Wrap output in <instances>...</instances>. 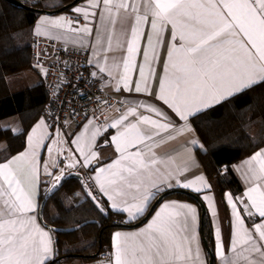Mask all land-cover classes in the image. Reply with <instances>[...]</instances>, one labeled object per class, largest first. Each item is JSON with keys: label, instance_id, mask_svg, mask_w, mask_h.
I'll return each mask as SVG.
<instances>
[{"label": "snow or ice", "instance_id": "snow-or-ice-1", "mask_svg": "<svg viewBox=\"0 0 264 264\" xmlns=\"http://www.w3.org/2000/svg\"><path fill=\"white\" fill-rule=\"evenodd\" d=\"M72 11L77 14L75 21L64 15L39 17L34 34L70 41L82 49L92 37L93 60L88 64L97 71L90 76L106 73L117 92L144 94L155 102L126 99L121 102L124 111L111 121L98 122L85 113L81 130L63 141L67 155L61 151V132H49L45 120L31 129L24 151L0 162V264H52L54 260V230L38 222L41 149L49 155L43 174L52 177L54 189L74 175L65 173V168L89 170L92 183L85 195L101 214L112 210L135 221L159 198L158 208L143 227L113 234L108 264H207L200 247L197 208L165 201L163 194L180 188L200 193L211 185L204 175L184 177L194 160L191 155L177 165L154 149L191 134L190 144L203 151L192 121L264 83V0H87ZM80 17L87 23L81 25ZM97 21L93 35L91 25ZM159 50L164 58L157 78ZM114 51L123 55L110 58L108 53ZM5 132L16 130L0 127V133ZM47 140L57 146V157L63 155L62 159L52 158L54 149L47 147ZM105 147L115 154L109 162L100 155ZM183 149L192 151L187 141ZM256 149L244 161L246 191L236 198L226 195L231 206L227 241L222 226L213 229V255L219 264H264V147L256 145ZM98 196L106 198L107 208ZM203 199L212 216H217L213 198Z\"/></svg>", "mask_w": 264, "mask_h": 264}, {"label": "trees", "instance_id": "trees-1", "mask_svg": "<svg viewBox=\"0 0 264 264\" xmlns=\"http://www.w3.org/2000/svg\"><path fill=\"white\" fill-rule=\"evenodd\" d=\"M23 1L38 8L57 9L73 0ZM53 4L58 6H50ZM40 14L0 0V120L18 114L22 121L21 131L0 133V141L6 144L0 149V162L24 148L26 135L42 115L47 102L43 82L15 90L11 87L9 78L24 73L33 66V25ZM192 123L205 147V150L198 151L203 169L220 203L225 204L224 193L227 190L235 194L242 191L232 165L256 151V145L264 146L261 143L264 140V83L255 85L229 102L206 110ZM48 186L41 192V200ZM198 195L201 196L199 193ZM172 196L194 202L201 211L197 200L183 194ZM44 216L47 222L61 228L98 220L73 232L56 233L57 260L53 264H84L96 260L111 248L113 232L119 228L112 226V223L115 220L125 221L121 213L111 210L110 216L106 217L97 211L76 178L68 180L51 197L45 206ZM204 230L214 252L213 226L209 215L205 219ZM99 250L100 254L95 258L67 256L72 253L92 255Z\"/></svg>", "mask_w": 264, "mask_h": 264}, {"label": "built area", "instance_id": "built-area-1", "mask_svg": "<svg viewBox=\"0 0 264 264\" xmlns=\"http://www.w3.org/2000/svg\"><path fill=\"white\" fill-rule=\"evenodd\" d=\"M90 60L89 49L33 37L32 65L36 70L44 68L47 72L46 76L41 75L47 92L42 116L52 128L59 127L68 132L85 122V113L103 122L124 111L121 102L125 100L111 88L108 82L111 78L101 73L97 77L90 76V72L97 71L88 64ZM101 76L106 79H100ZM85 174L88 178V172ZM109 254H103L104 260H109Z\"/></svg>", "mask_w": 264, "mask_h": 264}, {"label": "crops", "instance_id": "crops-1", "mask_svg": "<svg viewBox=\"0 0 264 264\" xmlns=\"http://www.w3.org/2000/svg\"><path fill=\"white\" fill-rule=\"evenodd\" d=\"M26 1H30V2H33V1H36V0H26ZM87 3V0H82L79 4H77L76 6H82V5H85ZM75 7V6H74ZM73 7V8H74ZM72 8V9H73ZM69 10V11H64V12H59V13H53V14H50V13H41L39 15V17H42L44 15H48L52 18H56L60 15H64L65 17H68V18H71L73 21L76 20L77 18V14H75L73 11ZM98 14H99V10H97ZM38 17V18H39ZM38 20V19H37ZM37 22V21H36ZM87 21H85L83 19V17H80V24L81 25H84L86 24ZM92 29H93V35H95L96 31H97V28L99 27V23L98 21L93 23L92 25ZM116 29H117V33L119 32V29H120V25L119 23L116 25ZM146 35H147V30H145V38H146ZM33 36H37L34 34L33 32ZM40 37H44V38H49L47 36H40ZM50 39V38H49ZM54 40V39H53ZM59 42H62V43H65L67 45H74V46H78L80 47L78 44H73L72 42H65L64 40H57ZM167 42H168V35L165 34V37H164V49L167 48ZM114 43H115V38H114ZM94 44V40L92 37H89L88 38V46L86 47V49H89L90 51V55H91V60H93V56H92V45ZM141 49L143 50V43L141 45ZM159 54V64L156 68V74H157V78L159 77V74L160 72L162 71V66H163V58H164V53H163V50H159L158 52ZM123 55L122 52L120 51H114V52H109L108 53V56L111 58L112 56H116V57H119ZM109 63H111V60L109 61ZM140 63V59L138 58L137 60V64L139 65ZM27 72V71H26ZM40 74V73H39ZM106 74V73H105ZM24 77H21L20 79H22L21 83H23V78H25L27 81L29 80V77H31L30 75H23ZM41 78V79H40ZM40 78L38 79V81H34L33 77L30 78V81H31V86H23V87H19V88H14L15 90H20V89H24V88H29V87H33L37 84H39L40 82H43V79L40 75ZM133 81H135L136 79V76L133 75L132 77ZM18 84V82H17ZM111 88L121 97H123L124 100H139L140 102L142 103H148V102H155L152 100L151 97H147L145 96L144 94H137V93H129V92H126V91H121V92H117L115 90V85L114 83H111ZM153 91H155V89L153 88ZM158 103V102H156ZM143 112V110H141ZM121 114V113H120ZM120 114H117V115H114L109 121H111L112 119L114 118H117ZM144 114H147L146 112ZM45 120V118L41 115L37 120L36 122H34V124L31 126V128L29 129L28 133L27 134H30L31 132V129L41 120ZM14 123H12V122ZM21 122V123H20ZM46 124L47 121L45 120ZM86 122V121H85ZM84 122V123H85ZM82 123L81 125H79L78 127H76L75 129H72L68 132H64L61 128L59 127H50L48 129L49 132H55V131H60L61 132V137H60V146H61V151L63 153V155H67V152L64 151V149H66L68 147L67 144H64L63 141L64 140H67L69 137H68V134H71V133H77L81 130V126L84 124ZM21 124V125H20ZM49 125V124H48ZM193 125V123H192ZM0 126L1 127H11L13 129H17V127L21 126L22 128V121H21V116L20 115H13V116H9V117H6L4 119H1L0 120ZM194 127V125H193ZM195 128V127H194ZM21 131V130H19ZM19 131H16V132H19ZM109 131H114V130H109ZM56 137H52V139H55ZM192 135L191 134H186V135H181V136H178L177 138L171 140V141H165L163 142L162 144L158 145L155 147V152L158 156L160 157H163V158H168L169 156L172 157L175 161V163L177 165H182L184 161L186 160H189L190 158V155L192 157H194V160L192 161V166L190 168V170L186 173H184V177L188 178V179H193L195 178L196 176L198 175H204L207 182L211 185V188L210 189H206V190H203L202 192H200L199 194H201V198L203 199V196L205 195H208V196H211L213 198V204H214V207L216 208L217 210V216L213 217L212 216V209L207 207L208 208V215L210 216L211 218V221H212V226H213V229L215 226L217 225H220L222 226L223 228V233H224V237H225V240L227 241L228 239V232H229V218H230V212H231V206L227 204L226 202V195L228 193H231L233 195L234 198L236 197H240L244 194V192L246 191L247 189V183L245 182V179H244V171H245V168H244V161L250 156H247L243 159H241L240 161L234 163L232 165V170L233 172L235 173V175L237 176V178L239 179L240 183H241V186H242V191L238 194H235L233 193V191L231 190H227L225 193H224V200H225V204H221L220 201H219V198H218V195L217 193L215 192V189L213 187V185L211 184L208 176L206 175L204 169H203V166L201 164V160L199 158V154H198V151L199 149H197L195 146H192L190 144V140L192 139ZM195 138H198V140L202 143L203 145V148L205 150V147H204V144L201 140V137L199 136L197 130L195 129ZM189 142V147L192 148V151L191 153L187 152V151H184L183 149V146L185 145V142ZM3 144V143H1ZM5 144V143H4ZM3 144V145H4ZM45 144L47 145V147H52L54 149L53 151V154H52V158L53 159H56V158H60L62 159L63 158V155L60 156V157H57V153L55 151L56 149V145H53L51 143V140H47L45 141ZM74 147V145H73ZM264 147V146H263ZM2 148V147H1ZM25 148V146H24ZM24 148L17 152V153H20L22 151H24ZM17 153H15L14 155H12L11 157L15 156ZM101 157L106 161V162H109L108 161V157H113L115 158V154H114V151L112 148H109V147H105L103 148V150L101 151L100 153ZM252 155V154H251ZM38 158H39V161H40V184H39V195L37 197V204H38V208H37V211L39 212V206H40V202H41V199H40V195H41V192L43 191L44 188H46V186H48L47 188H49L51 185H52V177L50 176H45L43 174V165L45 163H47L49 161V155L47 153V151L45 149H41L38 153ZM72 170H81L83 172H88L89 174V170L88 169H81L79 167L77 168H73V169H68V168H65V173L67 172H70ZM54 171V170H53ZM59 174V173H57ZM89 180V179H88ZM90 183L91 180H89ZM194 192V191H193ZM101 200H103L104 203H106V205L108 206V202L106 201V198H102L101 197ZM165 201H178V202H183V203H188V204H191L193 206H195L198 210V214H199V236H200V247L201 249L203 250V254H204V258L206 259L207 261V264H208V253L205 249V246H204V243H203V238H202V234H201V211L198 207L197 204H195L194 202H191L189 200H186V199H182V198H178L176 196H172V197H168V198H165L164 199ZM204 200V199H203ZM204 202L206 203V205L208 204V201H205ZM159 206V205H158ZM157 206V208H158ZM156 208V209H157ZM155 209V210H156ZM115 212V211H113ZM147 213V212H146ZM154 213V212H153ZM152 213V215H153ZM122 215H124V218H125V221H130L128 220V217H127V214L125 213H121ZM152 215L149 217V219L143 223L141 226L139 227H135V228H117L116 230H114L113 234L117 231H120V232H127V231H130L132 229H136V228H140V227H143L152 217ZM140 219V218H138ZM137 219V220H138ZM135 220V221H137ZM135 221H131V222H135ZM38 222H41L40 220V217L38 216ZM246 223H250V221H246ZM41 226H44L43 223L41 222ZM113 237V235H112ZM53 238L54 240H56V235H53ZM106 252H112V244H111V248L110 250L106 251ZM104 254V253H103ZM103 254L100 255L99 258H97L96 260H93V261H88L84 264H108V261L104 260L103 258ZM216 264H219V261H218V258L216 257Z\"/></svg>", "mask_w": 264, "mask_h": 264}, {"label": "water", "instance_id": "water-1", "mask_svg": "<svg viewBox=\"0 0 264 264\" xmlns=\"http://www.w3.org/2000/svg\"><path fill=\"white\" fill-rule=\"evenodd\" d=\"M9 3H11L12 5L21 7L23 9H27V10H32V11H36L39 13H59V12H64L68 9H72L74 6H76L77 4H79L82 0H73L70 3H67L66 5L57 8V9H44V8H38L36 6L27 4L26 2H24L23 0H6ZM72 172L74 175H72L71 177H69L68 180L72 179V178H76L78 179L81 184L83 185V190L84 193H86L88 191L89 186L91 185V183L89 182L85 172L81 171V170H72L70 171ZM79 177V178H77ZM67 180V181H68ZM67 181H62L61 184L62 186L59 187L58 189H54L53 188V184L47 189L46 194L44 195L43 199L40 202V206H39V212H40V220L43 223V225H47L48 228L53 229L54 231L52 232V235H55L56 233H68V232H73L76 231L78 229H80L82 226H85L88 223H95L98 222V220H88L85 221L77 226L74 227H66V228H61V227H57L54 226L52 224H50L49 222L46 221L45 216H44V212H45V206L48 203V201L51 199V197L57 192L59 191L63 185L67 182ZM176 194H183L186 196H189L195 200L198 201L200 208H201V234H202V238H203V243L205 246V249L208 253V264H216V258L213 255V250L209 244V241L205 235V230H204V225H205V219L208 216V208L206 203L204 202V200L201 198V196L198 195V193L193 192L191 190H187V189H172V190H168L163 194V199L168 198L169 196L172 195H176ZM87 197V196H86ZM88 199H90L89 197H87ZM98 200H100V202L104 205V207H108L99 197H97ZM91 201V199H90ZM160 200L159 198L154 201L151 204V207L149 208V210L147 211V213L140 219H138L135 222H131V221H117L115 220L112 223V226H116V227H120V228H135V227H139L141 226L143 223H145L149 217L152 215V213L155 211V209L157 208V206L159 205ZM111 213V210L107 212V214H103L106 217H109ZM56 242V240H55ZM57 249V246H56ZM100 250H101V245H100ZM100 250L92 255H85V254H79V253H72L67 255L68 257L71 258H95L100 254ZM57 260V251L54 257V260L52 261V264Z\"/></svg>", "mask_w": 264, "mask_h": 264}, {"label": "rangeland", "instance_id": "rangeland-1", "mask_svg": "<svg viewBox=\"0 0 264 264\" xmlns=\"http://www.w3.org/2000/svg\"><path fill=\"white\" fill-rule=\"evenodd\" d=\"M32 1V0H31ZM71 10V9H70ZM34 37V36H33ZM40 37V36H38ZM44 38V37H42ZM33 41V38H32ZM45 71L44 68H38V70L35 69V66H32L31 69L27 70V72L25 71L24 73L18 74V75H12L10 76V85L12 88H21L23 86H31V81L30 78H34V81H38V79L40 78V75H42V73ZM40 73V74H39ZM23 75H30L31 77H29V80L27 81L25 78H23V83H21L22 79H20L21 77H24ZM41 79V78H40ZM18 82V84H17ZM12 122V121H11ZM14 123V122H12ZM21 123V122H20ZM21 125V124H20ZM21 126L17 127L16 131L21 130ZM1 143H5L4 141H0V149L1 147L5 146L6 144H1ZM72 264H80V263H72Z\"/></svg>", "mask_w": 264, "mask_h": 264}]
</instances>
